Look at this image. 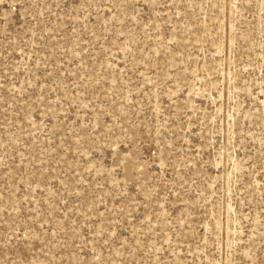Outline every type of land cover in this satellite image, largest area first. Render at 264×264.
<instances>
[{
	"label": "rangeland",
	"instance_id": "rangeland-1",
	"mask_svg": "<svg viewBox=\"0 0 264 264\" xmlns=\"http://www.w3.org/2000/svg\"><path fill=\"white\" fill-rule=\"evenodd\" d=\"M0 264H264V0H0Z\"/></svg>",
	"mask_w": 264,
	"mask_h": 264
}]
</instances>
